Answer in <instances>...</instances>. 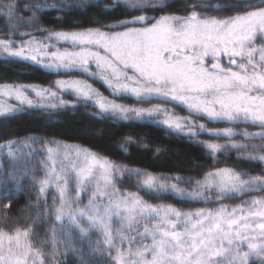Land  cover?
I'll list each match as a JSON object with an SVG mask.
<instances>
[{
    "label": "snow or ice",
    "instance_id": "6c2138e0",
    "mask_svg": "<svg viewBox=\"0 0 264 264\" xmlns=\"http://www.w3.org/2000/svg\"><path fill=\"white\" fill-rule=\"evenodd\" d=\"M114 3L130 15L139 13L102 26L123 31H53L39 26V13L57 8L55 3L30 0L21 7L19 0H0L7 28L0 34V55L68 77L48 87L0 84V117L25 105L50 110L83 102L121 120H151L200 144L213 161L235 151L240 159L264 165V0H192L184 4L186 15L159 17L148 13L163 11L165 0ZM225 8L238 11L208 14ZM29 11L28 17L19 14ZM90 78L101 81L112 98ZM65 93L75 101L65 100ZM119 97L150 106L120 103ZM177 107L188 115H179ZM220 123L228 126L208 127ZM4 161L13 179L19 172L30 180L36 205L43 203V216L53 223L38 240L34 224L9 227L7 216L0 218V264H60L61 248L76 253L80 264H89V254L103 256L106 264H264V167L259 174L225 166L196 177L157 175L87 148L31 136L0 143V173ZM133 177L136 191L118 186ZM140 192L205 206L152 203ZM84 241L89 253L76 247Z\"/></svg>",
    "mask_w": 264,
    "mask_h": 264
},
{
    "label": "trees",
    "instance_id": "16d2710c",
    "mask_svg": "<svg viewBox=\"0 0 264 264\" xmlns=\"http://www.w3.org/2000/svg\"><path fill=\"white\" fill-rule=\"evenodd\" d=\"M20 6L29 3L30 0H19ZM40 3L49 5L55 3L57 8H44L39 13V26L44 29L73 30L80 28H108L105 25H113L133 15L125 11L124 6H116L114 0H39ZM237 0H204V3L215 5L217 3L229 5ZM253 3L256 0H252ZM168 5L163 11L149 12L150 17H159L165 14L186 15L184 4H191L192 0H165ZM238 9L225 8L222 11H210V15H232ZM22 16H31V12L19 13ZM118 28V27H113ZM26 30V29H21ZM7 31L5 22L0 19V34ZM41 36L45 33H35ZM19 39V37H17ZM76 74V73H73ZM59 76L48 69L29 61H20L0 55V84H24L36 83L49 86ZM95 86L99 81L91 80ZM65 100L75 101L71 94L65 95ZM128 102L135 100L128 97H119ZM172 107L171 104H169ZM179 114H188L186 110L177 107ZM201 122H205L201 120ZM228 126L223 123L208 124V127ZM240 129L247 128L255 132L259 130L249 125H239ZM38 137L42 141L53 140L61 144H77L83 148L108 158L109 160L131 169H140L157 175H181L184 177H196L214 167H234L237 170H247L252 174H259L264 165L249 162L238 158L235 151L222 153L218 156V162L213 161L200 144L189 138L171 132L151 120H121L111 115L100 114L98 109L86 103H78L60 109L44 110L40 108H28L23 106L21 110L0 117V143L10 139H23L25 137ZM130 138V139H129ZM198 139H209L207 135H201ZM237 140L240 137H236ZM223 143V141H220ZM255 142H259L258 140ZM123 145V147H121ZM4 171L0 173V218L7 216V226L14 223L27 226L34 224L37 239L45 237L52 227L53 221L43 216V203L36 205V194L28 186L30 180L16 173L13 179L9 172L11 168L7 161L3 162ZM19 180V187H17ZM122 188L136 191L135 178H124L120 184ZM186 187L185 185H181ZM146 200L152 203H171L178 208L188 209L204 207L203 204L188 203L172 196H152L140 192ZM51 202V194L48 196ZM228 204L238 203V200H226ZM10 207L5 209L4 205ZM212 207L214 205H208ZM38 212L40 215L38 216ZM96 235L91 239L95 240ZM76 247L89 253L87 241L83 244L76 242ZM47 250H50V246ZM61 255L57 257L60 264H80V257L71 251L65 253L60 249ZM89 264H106L105 258L99 254L88 255Z\"/></svg>",
    "mask_w": 264,
    "mask_h": 264
},
{
    "label": "rangeland",
    "instance_id": "374dc122",
    "mask_svg": "<svg viewBox=\"0 0 264 264\" xmlns=\"http://www.w3.org/2000/svg\"><path fill=\"white\" fill-rule=\"evenodd\" d=\"M221 17H223V16H221ZM88 28H91V27H88ZM88 28H80V29H73V30H84V29H88ZM96 28V27H95ZM73 30H63V29H56V30H53V31H73ZM102 30H104V31H113V32H115V31H123L124 29L123 28H102ZM42 35H46V33L45 34H42ZM41 35V36H42ZM39 37V36H38ZM47 69V68H46ZM73 76H76V75H78V74H72ZM59 78H68L67 77V75L66 76H62V77H59ZM80 78H84V77H80ZM58 79V78H57ZM96 80V79H94V78H90L89 79V83H92V81L91 80ZM96 81H99V80H96ZM99 83V86H95L93 83V87H95V88H97L102 94H104L105 96H108L109 98H112L111 97V95H110V92H109V90L103 85V83L101 82V81H99L98 82ZM5 84V83H4ZM23 85H32V86H37V87H48V86H46V85H40V84H36V83H30V82H28V83H24ZM32 95V97L33 98H35L34 97V94H31ZM65 95H68V93H65L64 95H63V98H65ZM117 99V98H116ZM117 101L118 102H120V103H124V104H127V105H136V101H134V102H128V101H124V100H122V99H120V100H118L117 99ZM11 103L13 104V105H16V101H11ZM151 103H158L157 101H152ZM26 106V105H25ZM136 106H140V107H149L150 105L149 104H141V105H136ZM23 107V106H22ZM21 107V108H22ZM168 107H170V105H168ZM99 111V110H98ZM179 114V113H178ZM179 115H182V116H185V114H179ZM186 115H188V114H186ZM201 122V121H200ZM224 127H226V126H224ZM218 128H222V127H218ZM257 131H259V130H257ZM67 145H70V144H67ZM71 146H79V145H77V144H71ZM81 147V146H80ZM103 157V156H102ZM122 190L124 189V188H122L121 187V185L119 184L118 185ZM87 202V198L85 197V203ZM158 203V202H157ZM165 203V202H164Z\"/></svg>",
    "mask_w": 264,
    "mask_h": 264
}]
</instances>
